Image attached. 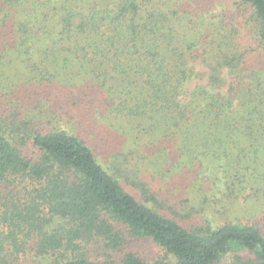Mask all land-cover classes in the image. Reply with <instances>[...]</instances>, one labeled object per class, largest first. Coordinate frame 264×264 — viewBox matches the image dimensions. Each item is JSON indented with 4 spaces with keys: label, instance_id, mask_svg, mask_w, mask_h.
<instances>
[{
    "label": "trees",
    "instance_id": "trees-1",
    "mask_svg": "<svg viewBox=\"0 0 264 264\" xmlns=\"http://www.w3.org/2000/svg\"><path fill=\"white\" fill-rule=\"evenodd\" d=\"M240 1L264 44V0ZM222 24L184 0H0V264H264V224L187 226L175 214L204 209L161 193L170 177L213 214L216 201L229 212L244 200L264 216V78L246 65L238 28ZM79 85L97 87L129 133L107 167L81 134L41 126L59 116L41 92ZM149 138L162 141L156 157ZM144 165L163 168L161 180L143 177ZM130 238L164 255L127 250Z\"/></svg>",
    "mask_w": 264,
    "mask_h": 264
},
{
    "label": "rangeland",
    "instance_id": "rangeland-1",
    "mask_svg": "<svg viewBox=\"0 0 264 264\" xmlns=\"http://www.w3.org/2000/svg\"><path fill=\"white\" fill-rule=\"evenodd\" d=\"M68 1L73 4L77 3L86 6L87 2L106 4L107 2H114L115 0ZM184 2H186L187 8L193 12H205L211 18L216 19V22H218V20L222 22L223 28L225 30H229L233 26L238 28V41L240 43V47L248 51L245 57L246 65H249V67L252 69L254 68L255 70H258L260 74H263H261V77L264 78V44L260 41L258 36V23L254 18V10L249 5L246 6L242 4L240 0H184ZM73 68L78 69L79 67L75 65ZM205 68L206 67H204L202 63L198 64L199 71L206 70ZM33 90L35 92V87ZM61 90L62 93H60L61 95L59 97H55V93L50 88H46L43 92H41L43 101H47V104L50 103L45 107H52L54 109L57 108L59 110V113H57L59 115L58 117L54 116V114H50L51 121L44 120L41 125L44 129H49L54 125H58L62 129H67L70 131L73 130L74 132L81 134L90 143V145L93 146L100 162L106 167L110 165L109 158L111 155L114 153L127 151L129 133L127 131L128 134L124 135L122 131H120V120L114 118V115L112 114H106V109L102 105V102H99V99H96V95H98V93H96L98 92L97 87L90 88L79 85L75 88L61 87ZM52 98L54 99L53 103ZM86 99L90 100L89 104L86 106L82 105V100ZM74 100L78 102L77 105H74ZM44 104H46V102ZM35 106H37L35 107V110L38 111V101L36 98ZM123 123L126 126L132 127L128 121ZM149 140L154 141L150 138ZM168 142L169 141L166 142V150L170 155L173 154V150L176 149L173 148L176 146V144L173 141L169 143ZM161 145L162 141L156 140L152 145L146 147L145 152L153 150V156L156 157L158 155L156 150L157 148H160ZM149 155L152 156V154ZM143 167L145 168H142L141 171V175L143 177H146L150 181L151 176H153L152 173L154 172L155 174L157 173L156 179L161 180L163 168L158 169L159 166L155 165H151L147 168L146 165H144ZM164 167H166V164H164ZM165 170L167 171V168H165ZM164 181L161 185L163 186L164 191L161 193L165 198L168 197L169 199L170 197V201H172V203L173 201H178L179 203L182 202L179 205H184L185 210L186 208L191 209L193 205L198 207L199 210L201 208L204 209L203 214H196L194 218L190 217L192 219L187 218L183 220L181 215L175 214L178 220L187 226L194 222L193 220H195V222L199 221L202 223L207 220V218H210V220L215 218L217 220H226L227 217L238 220L251 219L258 221L260 224H264V216L258 215V212L251 205L244 203V200L236 201L234 204L235 206L230 205L229 212H225L224 208L229 204L227 201H225L224 204L220 203V201H216L215 207L218 210H222V212L213 214L212 210L205 209V206H207L206 202H204V204L200 202L204 199L201 197L195 198L190 194V189L192 188L185 190L186 183H177L170 177ZM166 182L170 184H166ZM123 184L138 199H143L140 192H138L136 188L125 181H123ZM156 184L159 183L156 182ZM170 186L174 188V190L171 191L173 192L171 194L167 192ZM189 197L194 198V202H187ZM217 198H219L218 193L216 200H218ZM179 208L181 211V207ZM168 212L173 214L170 209H168ZM181 212L184 213V211ZM195 218L198 219L196 220ZM126 249L136 251L148 259H153L164 255V250L149 238H130L127 242ZM35 264H37V260H35Z\"/></svg>",
    "mask_w": 264,
    "mask_h": 264
}]
</instances>
